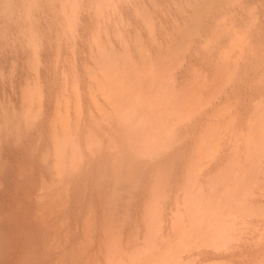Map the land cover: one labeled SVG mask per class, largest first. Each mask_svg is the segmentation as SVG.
<instances>
[{"label": "bare ground", "instance_id": "1", "mask_svg": "<svg viewBox=\"0 0 264 264\" xmlns=\"http://www.w3.org/2000/svg\"><path fill=\"white\" fill-rule=\"evenodd\" d=\"M0 264H264V0H0Z\"/></svg>", "mask_w": 264, "mask_h": 264}]
</instances>
